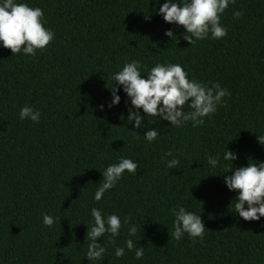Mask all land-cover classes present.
<instances>
[{"label":"trees","instance_id":"16d2710c","mask_svg":"<svg viewBox=\"0 0 264 264\" xmlns=\"http://www.w3.org/2000/svg\"><path fill=\"white\" fill-rule=\"evenodd\" d=\"M27 2L43 10L55 37L35 56L0 47V264H99L84 257L92 207L116 213L122 223L127 217L137 227L133 241L144 249L139 260L126 248L115 257L127 238L124 226L115 244L107 233L98 238L107 249L101 264H264V217L234 213L236 193L223 182L230 173L215 174L230 161L216 169L202 162L225 146L237 153L235 167L264 160L257 140L264 134V0L230 3L220 21L227 35L193 45L180 35L183 26L152 10L159 7L155 0ZM234 11L242 15L234 18ZM167 29L177 44L164 35ZM132 59L145 72L156 62L179 63L189 78L217 82L230 95L195 128L191 121L148 124L160 132L148 143L146 129L127 123L122 90L119 104L108 107L112 73ZM25 104L41 112L39 122L19 119ZM120 157L138 162L136 174L125 170L95 201L100 170ZM173 157L180 167L169 169ZM178 204L201 212L203 240L170 237L169 210ZM42 213L60 221L44 227Z\"/></svg>","mask_w":264,"mask_h":264},{"label":"clouds","instance_id":"9594fccd","mask_svg":"<svg viewBox=\"0 0 264 264\" xmlns=\"http://www.w3.org/2000/svg\"><path fill=\"white\" fill-rule=\"evenodd\" d=\"M234 2L235 0H163L161 3V0H155L159 7L157 9L154 6L152 10L162 16L165 22L183 26L184 31L180 35L193 45L199 40L221 39L227 35V28L220 22L221 15L228 5ZM241 15V11L233 12L234 18ZM45 25L46 20L40 7L30 6L27 0H0V47L10 49L12 55L22 53L35 56L37 50L45 49L55 37L52 29ZM164 35L177 44V34L172 29L165 30ZM111 79L112 85H107L110 91L108 107L119 104L121 97L118 92L122 90L126 95L127 123L132 125V129H146L143 137L148 143L157 140L160 134L158 127H148V124L164 120L174 127H182L191 121V126L195 128L204 123L205 117L217 111V107L223 103V97L230 95L228 89L221 87L217 82H211L209 86L195 78H189L183 65L172 62H156L145 72L139 60H126L120 70L112 73ZM99 107L103 110L104 105ZM185 108L189 110L185 111ZM18 116L20 120L27 119L36 123L39 122L41 112L25 104L20 107ZM148 117H154V122L149 121ZM145 120L147 124L143 123ZM257 140L264 146V134H257ZM166 155L172 156V153ZM236 159L237 153L225 146L222 154L207 155L202 162L204 167L207 165L216 169L221 166V161H230L224 163L222 171L215 174L230 173L223 175V182L229 191L236 193L231 210L244 220H259L264 217V160L251 163L248 161L246 166L235 167L233 161ZM138 167V162L130 157H120L117 162L108 164L100 170L102 182L98 183L93 199L100 201L107 190L117 185L125 170L129 174H136ZM166 167H180L179 159L171 158L166 162ZM205 176L207 175L201 177ZM169 211L173 216L171 238L180 240L187 234L193 242L197 238L203 240L205 224L201 212L197 214L189 211L181 204ZM90 216L92 224L90 228L87 225L85 240L88 245L84 253V257L89 261H98L101 264L107 249L98 242V238L107 233L109 243L115 244V237L120 235L124 226H128L127 238L123 247H115V257H122L125 248L134 250L135 259L143 257V247H138L137 240L134 242L132 239L137 234V227L135 224L129 226L127 217L123 218L122 223L121 217L116 213L102 214L96 207L90 209ZM57 219L60 221V217L42 213L44 227L51 228Z\"/></svg>","mask_w":264,"mask_h":264}]
</instances>
